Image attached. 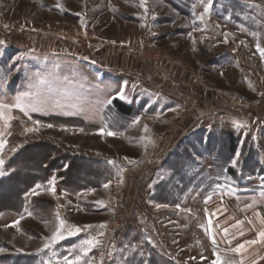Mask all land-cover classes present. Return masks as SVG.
Here are the masks:
<instances>
[{"label":"rangeland","instance_id":"374dc122","mask_svg":"<svg viewBox=\"0 0 264 264\" xmlns=\"http://www.w3.org/2000/svg\"><path fill=\"white\" fill-rule=\"evenodd\" d=\"M206 3L147 0L145 13L139 0H0V103L31 90L41 108L11 110L5 151L20 147L6 157L0 207L17 195L2 178L48 161L57 177L56 196L25 194L31 209L18 213L19 226L4 211L0 264H62L93 237L102 242L89 253L95 264H211L214 248L241 244L236 260L264 264V58L256 47H264V0H213L201 21ZM37 74L45 83L30 88ZM115 99L134 114L118 112ZM33 120L54 127L25 133ZM102 127L118 135L101 136ZM77 180L90 187L72 194ZM57 212L93 227L38 252Z\"/></svg>","mask_w":264,"mask_h":264},{"label":"snow or ice","instance_id":"6c2138e0","mask_svg":"<svg viewBox=\"0 0 264 264\" xmlns=\"http://www.w3.org/2000/svg\"><path fill=\"white\" fill-rule=\"evenodd\" d=\"M139 6L141 8H144L145 13H147V0H139ZM213 7V0H207V3L204 7V13L201 14L199 19L201 21L204 20V16L208 14ZM79 15V13L77 14ZM196 31H203V29H194ZM189 36H191V33H189ZM225 42H227L225 40ZM0 43H3L0 41ZM193 43L195 44V40H193ZM243 43V42H241ZM257 51L260 53L261 57L264 58V47H261V45L258 43L256 45ZM36 81L37 83L30 86L31 87H38L39 84L45 83L43 79L39 77L37 74L36 76ZM37 93L29 90L25 92H21L18 95L14 97V103L9 105V104H4L0 103V176L5 175L4 167L6 163V157L8 156L9 153H14L17 151V148L20 147V145H16L14 147H11L8 152L5 151L6 143H7V135H11L10 132H8V129L11 127V120L14 119V117L11 115V110L13 108L19 109L21 112H23L25 115H28L29 112H35V111H40V105L36 102H34V99L36 97ZM117 96L121 99H125V94H124V89L123 87L119 92H117ZM105 103H111V100L106 101ZM31 119V117H29ZM132 123L139 124L140 123V118L136 117ZM32 124L34 127H25L24 131L25 133H30V132H37L39 131V127L35 126H44L47 128H53V124H47V125H42L41 121L38 120H33ZM63 128V126H61ZM145 132H148L149 129L147 128V125L144 126L143 129ZM79 131L84 132V129L81 128ZM7 134V135H6ZM98 134L101 136H117L118 133L108 130L106 128H100L98 130ZM238 155V154H237ZM126 160H129L128 157H125ZM130 163H134V161L129 160ZM109 164L115 165V161L109 160ZM236 161L233 160L232 164L235 166ZM57 183V177L53 175L51 178L47 180V187L44 188L43 185L41 184H36L34 188L31 190L32 195H39L40 193L37 191V189H42L44 188L45 191L50 193L53 196H56V190H55V185ZM120 183H123V177L121 175L120 177ZM109 185L105 184L104 187L107 188ZM92 191V190H89ZM98 205L103 206V201H96ZM165 205H156L157 208L162 207ZM27 211V209H25ZM77 210H79V207L77 206ZM28 215L31 216L32 213L28 212ZM24 217L21 216L20 219H23ZM56 224L54 226V229L51 232V235L45 238V243L43 245L42 249H38V252H42L44 249H51L55 245H57L60 241L68 238V237H73L79 234L81 231H86L87 229L93 227L92 225H85L83 228L80 226H77L75 224H69L67 223L66 220L62 219L59 215V212L56 213ZM239 223V222H238ZM19 224V220L13 222L11 227H16V225ZM5 227H9V225H5ZM100 227H103L101 225ZM20 229L17 228V231ZM227 232V229L224 230ZM101 236H103V233H100ZM259 236L261 239H264V231L259 233ZM213 244L215 245V240L213 239ZM101 240L98 238H89L81 241V243L78 246H74L73 248L69 249V255H71L73 258L69 259L68 256L63 257V262L62 264H95L94 259L89 258V253L92 252L94 249H97L101 246ZM247 243L249 244H254L256 241H248ZM244 248V244L239 245L237 248L234 249H227V250H220L218 248H214L213 250V255L214 259L211 261V264H242V261H238L235 259L234 254H237L241 251V249ZM0 251H3V249H0ZM46 264H50V262H46ZM100 264H103V261L101 260Z\"/></svg>","mask_w":264,"mask_h":264},{"label":"trees","instance_id":"16d2710c","mask_svg":"<svg viewBox=\"0 0 264 264\" xmlns=\"http://www.w3.org/2000/svg\"><path fill=\"white\" fill-rule=\"evenodd\" d=\"M113 108H115L118 112L124 114L125 116H132L134 114V107L132 105H127L125 103H123L122 101L115 99L113 101ZM229 136V151L231 153H236L237 150V144H236V137L235 135L232 134H228ZM60 157V156H59ZM58 157V158H59ZM61 161H64L63 157H60ZM68 162V161H67ZM50 162H45L42 163V165L39 167H35V168H28L26 167V170L24 172H26V174H23V176H19V174H12L7 176L6 178H2L1 181L4 183L6 181L9 182V180H11L12 182H14V190L16 192V197L13 200H8L6 201V204L4 206L0 207V214L4 211H13L16 213H20L22 212V210L24 209V204H25V194L27 192H29L32 188H34V186L37 183H46L47 180L50 178V167H49ZM10 168L13 170H17L15 169V164H13V162L9 164ZM72 168V165H68L67 169V173L66 175L63 173H60V178L63 180V182H66L65 180L67 179L68 176V172L70 171V169ZM35 169V171H34ZM28 172H31V177L30 180L27 183H21V178H24V175H27ZM63 172V171H62ZM65 172V171H64ZM76 179V178H75ZM95 186V185H92ZM90 187L87 186V183L84 182L83 180H77V185L73 186V188L70 187V189L68 188V190L71 191L72 194H78L81 190ZM8 202V203H7Z\"/></svg>","mask_w":264,"mask_h":264},{"label":"built area","instance_id":"2783aa9c","mask_svg":"<svg viewBox=\"0 0 264 264\" xmlns=\"http://www.w3.org/2000/svg\"><path fill=\"white\" fill-rule=\"evenodd\" d=\"M149 55L152 57L151 53H149ZM158 55H160V54L157 53V56ZM143 60L146 61V59H143ZM257 101L260 102L261 100H257ZM257 104H259V103H257ZM124 223H126L125 219H123V220L121 219V221H115V223L110 225L109 230H108V237L106 239L105 246L101 247L100 250L98 251V256L100 258L104 259L107 256H109L112 240L122 230V228L125 226Z\"/></svg>","mask_w":264,"mask_h":264},{"label":"crops","instance_id":"0c3cea01","mask_svg":"<svg viewBox=\"0 0 264 264\" xmlns=\"http://www.w3.org/2000/svg\"><path fill=\"white\" fill-rule=\"evenodd\" d=\"M44 188H46L45 186H44ZM44 188H42V190H44ZM37 190H41V189H37ZM26 197V196H25ZM28 198V197H27ZM29 202L27 203V206H26V209H27V211H30V207H29ZM24 211H26L25 209H24ZM8 212H2L1 214H0V223L2 222V219H3V217L7 214ZM11 214H14L15 215V218L13 219V221H11L9 224L10 225H12L13 224V222H15V221H17V220H19V222L21 221V219H20V216H19V214L18 213H16V212H10ZM25 213V212H24ZM17 226H19V224L17 225ZM30 252H34V251H29L28 253H30Z\"/></svg>","mask_w":264,"mask_h":264}]
</instances>
